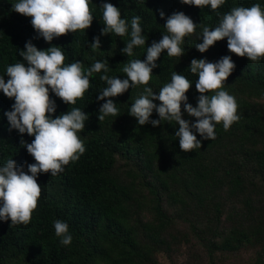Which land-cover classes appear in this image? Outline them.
Listing matches in <instances>:
<instances>
[{"label":"trees","instance_id":"obj_1","mask_svg":"<svg viewBox=\"0 0 264 264\" xmlns=\"http://www.w3.org/2000/svg\"><path fill=\"white\" fill-rule=\"evenodd\" d=\"M16 2L0 0V76L5 81L8 65L27 66L19 52L26 50L29 40L40 50L60 47L65 65L82 61L86 73L101 61L108 66L107 75L125 79L123 67L131 59H146L147 47L167 34L164 24L173 12H184L197 27L180 45L181 57H169L167 50L161 53L148 85L130 87L112 98L116 116L98 119L107 99H97L108 86L100 79L103 70L90 77V88L75 105L64 103L50 90L57 105L53 118L72 108L87 114L85 128L78 133L86 151L58 175H38L42 191L28 225L0 219V264H264V57L254 62L231 53L227 38L205 52L196 47L203 42L201 24L215 28L232 8L259 3L264 9V0H225L217 10L181 0H90L92 25L54 37L50 43L38 35L31 17L12 11ZM105 2L117 6L128 22L124 37L101 35ZM133 16L141 18L146 43L128 57L122 49L131 39ZM96 37L100 48L92 49ZM225 55L232 57L235 68L223 90L236 98L240 119L228 131L222 122L217 124L214 140L203 139L192 128L202 146L183 152L174 121L139 125L128 113L145 87L158 93L171 82L173 72L190 81L187 103L197 106L198 74L191 72V61L215 63ZM14 102L0 90V167L14 159L28 171L27 164L35 160L21 139L31 143L35 137L10 130L5 113ZM182 112L184 119L196 122L183 104ZM152 119H159L155 110ZM57 219L69 225L73 239L68 246L55 235Z\"/></svg>","mask_w":264,"mask_h":264},{"label":"clouds","instance_id":"obj_2","mask_svg":"<svg viewBox=\"0 0 264 264\" xmlns=\"http://www.w3.org/2000/svg\"><path fill=\"white\" fill-rule=\"evenodd\" d=\"M181 2L200 8L210 5L212 10H217L225 0ZM101 7L105 25L101 29V35L113 33L124 37L129 25L126 19L121 18L120 9L109 2L103 3ZM12 11L31 17L33 28L49 43L54 37L88 29L94 19L90 0H18L13 4ZM160 16H165L163 11ZM140 20L139 16H133L130 22L131 39L122 49L128 57L133 55L135 47L146 43ZM164 27L167 34L147 47L146 59H131L123 67L122 71L127 77L125 79L107 75L108 66L101 61L93 63L86 73L82 69V61L65 65V55L58 46L40 50L29 40L25 45L26 50H20L19 55L27 62V66L23 62L8 65L6 75L9 79L5 81L4 76H0V90L15 101L12 110L5 113L10 130L15 129L21 135L27 133L35 137L31 143L21 139V145L27 148L35 163L25 162L28 171L24 170L25 165L18 167L14 159L7 160L0 167V219H10L11 225H28L41 196L38 175L50 172L51 176H56L64 171V166L70 161L78 160L86 151L78 133L85 128L87 114L80 108H72L53 118L57 105L50 97V90L64 103L75 105L77 99L83 98L90 88V77L103 70L105 74L100 79L108 86L99 92L97 99H107L99 109L98 119L103 121L106 116H116L118 109L112 98L122 95L130 87L134 89L139 85H148L153 69L158 67L157 60L165 50L169 57H181L184 53L180 45L186 36L195 33L197 24L184 12L177 11L167 17ZM200 27L202 32L199 39L203 42L197 43L196 47L201 52L227 38V47L231 53L254 62L264 57V9L259 3L251 7L232 8L221 16L215 28L210 29L203 24ZM91 48H100L99 37L91 43ZM189 68L193 74H198L195 83L200 93L197 106L187 103L186 93L192 85L190 81L178 72H173L171 82L160 88L158 93L153 92L151 87H145L128 111L137 118L139 125L150 122L153 126H158L162 121H174L179 125L175 136L179 138V146L183 152L202 146L192 128L203 139L214 140L217 124L222 122L224 130L228 131L240 119L236 98L223 90L224 82L235 68L232 57L225 55L215 63L206 59H193ZM155 100L160 101V104H155ZM182 104L189 116L197 118L194 124L183 118ZM154 110L159 119L150 120ZM54 229L55 235L61 238L62 245L72 243L73 237L66 222L55 220Z\"/></svg>","mask_w":264,"mask_h":264}]
</instances>
